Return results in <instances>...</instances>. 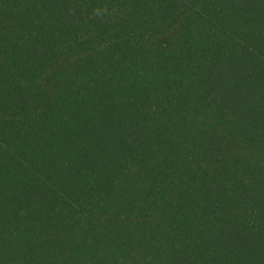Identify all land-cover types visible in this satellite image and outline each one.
Wrapping results in <instances>:
<instances>
[{"label":"trees","instance_id":"obj_1","mask_svg":"<svg viewBox=\"0 0 264 264\" xmlns=\"http://www.w3.org/2000/svg\"><path fill=\"white\" fill-rule=\"evenodd\" d=\"M0 264H264V0H0Z\"/></svg>","mask_w":264,"mask_h":264}]
</instances>
